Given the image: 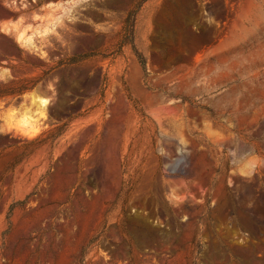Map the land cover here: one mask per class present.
Here are the masks:
<instances>
[{"label": "rangeland", "instance_id": "obj_1", "mask_svg": "<svg viewBox=\"0 0 264 264\" xmlns=\"http://www.w3.org/2000/svg\"><path fill=\"white\" fill-rule=\"evenodd\" d=\"M0 264H264V0H0Z\"/></svg>", "mask_w": 264, "mask_h": 264}, {"label": "trees", "instance_id": "obj_2", "mask_svg": "<svg viewBox=\"0 0 264 264\" xmlns=\"http://www.w3.org/2000/svg\"><path fill=\"white\" fill-rule=\"evenodd\" d=\"M135 54L138 57V60L140 62L141 68H142V71L145 73V61H144V59L141 57V55L137 51H135Z\"/></svg>", "mask_w": 264, "mask_h": 264}]
</instances>
